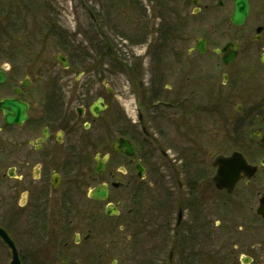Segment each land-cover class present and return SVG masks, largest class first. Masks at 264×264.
<instances>
[{"label": "flooded vegetation", "instance_id": "flooded-vegetation-1", "mask_svg": "<svg viewBox=\"0 0 264 264\" xmlns=\"http://www.w3.org/2000/svg\"><path fill=\"white\" fill-rule=\"evenodd\" d=\"M237 2L248 5L240 25L232 21ZM149 3L159 26L172 31L176 21L190 19L197 31L206 28L187 37L184 53L174 56L183 72L180 79L172 81V75L166 83L163 71L149 83L156 96L144 105L155 110L153 115L164 114L170 123L165 132L174 131L170 134L151 133L141 114L126 131L123 111L110 101L114 90L101 78L89 77V71L72 69L68 53L49 62L61 69L14 65L13 57H23L34 44L21 33L24 8L8 9L0 29L6 32L0 46L8 59L0 65V88L6 90L0 100L17 99L28 110L25 122L15 126L7 125L0 111L10 159L2 179L10 182L11 195L0 219L9 238L7 243L0 239L4 264H12L13 253L19 264H118L114 255L128 247L138 256L136 264H222L225 256L226 264H264V216L259 213L264 212V156L257 158L264 153V71L242 66L245 60L264 66V0ZM71 46L68 41L67 52H74ZM158 46L163 52L171 43ZM233 53L234 60L224 64ZM242 76L250 80L240 82ZM231 80L235 85L225 91ZM204 114L225 133L201 134ZM172 138L180 143L158 144L162 139L173 143ZM120 139L132 144L133 156L114 149ZM236 152L255 168L254 175L241 176L231 191L220 189L214 182L216 158ZM221 208L243 209L251 225L246 245H229L223 255L216 248ZM211 224L216 230H209ZM205 243L212 244V252Z\"/></svg>", "mask_w": 264, "mask_h": 264}, {"label": "rangeland", "instance_id": "rangeland-1", "mask_svg": "<svg viewBox=\"0 0 264 264\" xmlns=\"http://www.w3.org/2000/svg\"><path fill=\"white\" fill-rule=\"evenodd\" d=\"M149 1L0 0V29H3L4 24L2 22L7 18L9 8L13 10L14 7H23L26 27L25 30H21V33H25L28 43L34 45L30 51H24L23 57L18 59L14 56V65L20 64L26 67L44 64L53 66L54 63L49 62L56 55L68 53L71 61H73L71 64L72 69L77 72L89 71V77L96 76L101 78V83H105L106 87L114 90V97L110 101L116 105L118 103L119 111H123L122 120L124 122L122 120L121 122H123L126 131L129 130V133L132 131V127L127 125H134V122L138 121V114H141L151 133L163 132L170 134L171 132L174 133V131L165 132V128L169 127L170 123H168L164 114L160 116L155 113L153 115L152 113L155 110L149 109L144 105V103L151 102V98L153 99L156 96L153 90L149 91V83L156 72L163 71L166 83L169 82L172 75V81L180 79L183 72L178 66L180 62L174 56L184 53L187 37H196L204 33L206 28L201 27V31H197L192 28L190 19L188 21L185 19L184 23L176 21L175 26L177 29L172 31L163 24L159 26L160 21L155 18L153 7ZM161 13L166 17L164 9ZM19 36L20 33L14 34L13 37ZM4 37H6V32L0 30V38ZM68 41H71V48L74 49V52L71 51L72 53L67 52ZM16 43L17 41L14 44ZM162 43H171V48L166 49L163 47V52L160 51L158 45ZM0 48V65H6L8 59L3 51L5 46H0ZM159 52L162 54V62L159 60ZM204 63L208 64V62ZM237 64H240V62L237 61L232 67ZM245 64L254 65L259 71H264V66L259 61L249 62L245 60L242 66ZM54 66L55 69H61L60 66L55 64ZM101 70H104L107 76H97L98 71ZM170 71H172V74L169 73ZM173 72L175 73L173 74ZM243 77L239 78L240 82L250 80ZM12 80L16 83L19 77H12ZM234 85L235 82L231 80L225 86V91H228L230 86ZM4 94H6V90L2 87L0 88V97ZM162 100L166 101L167 98L164 96ZM232 102L235 105L238 103V100H233ZM162 113H166L164 109ZM204 113L206 114V112ZM205 114L202 115L201 127L204 129L201 128V134L225 133V129H217V126L212 123V117L205 116ZM116 118L115 113L114 121H116ZM2 124L3 122L0 118V126ZM154 125L156 131L150 127ZM6 133V130L0 133V161L2 163V172L0 171V219L6 214L8 204L6 199L8 200L11 196L9 191L10 182L2 179L3 170L10 163L5 150L6 141H9ZM12 139L17 138L13 137ZM172 141L173 143L162 139V141H158V144H162L163 148H165V146L180 143L176 138H172ZM170 155L173 156L172 159L176 158L175 152H172ZM263 156L264 153H260L257 158L260 159ZM152 192L154 193L153 190ZM155 201L157 200L155 199ZM220 211L221 224L218 228L220 235L216 248L223 255L229 245L230 249H233L234 245L238 243H240L239 245H246L249 236V231L247 230H250L251 225H249L250 221L248 217H245L247 213L243 209L224 211L221 208ZM212 229L216 230L211 224L209 230ZM206 237L208 236L206 235ZM161 241L158 240V244ZM205 246L207 248L209 246L212 247V244L207 245L205 243ZM166 251V257L168 258L169 250ZM206 251L212 252L211 248L206 249ZM236 252L238 253V251ZM222 255L220 261H222ZM114 256L119 260L118 264H136L134 258L138 257L137 254H133V251L129 247L124 252L117 253ZM146 256H150L151 259L154 257L153 253H149ZM226 257L222 264L227 263ZM4 260L5 254L3 251H0V264H4Z\"/></svg>", "mask_w": 264, "mask_h": 264}, {"label": "water", "instance_id": "water-1", "mask_svg": "<svg viewBox=\"0 0 264 264\" xmlns=\"http://www.w3.org/2000/svg\"><path fill=\"white\" fill-rule=\"evenodd\" d=\"M248 14V5L247 3H239L237 2L236 5V11L234 13V16L232 18V21L240 25L244 22L246 16ZM235 53L231 55L227 61L225 60V63H228L232 61L234 58ZM59 61H64L62 57H58ZM66 66V63L64 64ZM3 75L0 73V84L3 82ZM27 105L25 103L20 102L17 99L10 100L5 99L0 101V110L3 112L4 120L7 125H21L24 123V121L27 118ZM114 149L118 152H124L130 156L134 155V147L131 145V143L127 140H118L115 145ZM216 166H218V174L214 178L215 183L219 188H225L228 187L229 189L234 186L235 182L241 178V176H251L254 173V168L251 166H248L246 162L244 161L243 157L235 153L230 158L225 157H218L215 162ZM103 169V166H101V171ZM107 192L104 190L102 192L103 197L106 196ZM264 215L263 212L260 211ZM0 237L8 242V238L6 233L0 228ZM12 264H19L18 256L16 253H14V261Z\"/></svg>", "mask_w": 264, "mask_h": 264}]
</instances>
